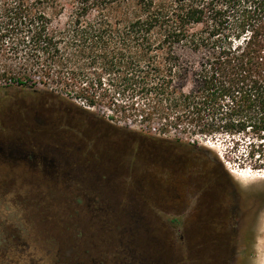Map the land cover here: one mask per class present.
Here are the masks:
<instances>
[{"label": "rangeland", "instance_id": "374dc122", "mask_svg": "<svg viewBox=\"0 0 264 264\" xmlns=\"http://www.w3.org/2000/svg\"><path fill=\"white\" fill-rule=\"evenodd\" d=\"M30 79L0 81V140L47 156L0 154V264H76L81 248L101 264H210L208 238L231 235L234 262L215 248L212 264H264V171L257 154L240 164L247 139L161 133Z\"/></svg>", "mask_w": 264, "mask_h": 264}, {"label": "trees", "instance_id": "16d2710c", "mask_svg": "<svg viewBox=\"0 0 264 264\" xmlns=\"http://www.w3.org/2000/svg\"><path fill=\"white\" fill-rule=\"evenodd\" d=\"M33 77L111 119L247 139L264 171V0H0V81Z\"/></svg>", "mask_w": 264, "mask_h": 264}, {"label": "flooded vegetation", "instance_id": "af4514ba", "mask_svg": "<svg viewBox=\"0 0 264 264\" xmlns=\"http://www.w3.org/2000/svg\"><path fill=\"white\" fill-rule=\"evenodd\" d=\"M0 145H5L8 150L4 151V150H1L0 149V152H1V155L3 157H6L8 158L9 160L11 161H15V159L19 158L20 155L21 157L23 158H26V157H32V158H36V157H42V158H45L47 157L46 154H43V153H40V152H33L31 151L30 149L26 150V151H19L18 149H16V147L18 148V146L13 143V142H10V141H2L0 140ZM83 147V145H81V143L79 145L76 146V148H81ZM10 148V149H9ZM51 152H54L56 155H58L57 152L55 151H52V150H49ZM6 152V153H5ZM55 156V155H54ZM50 166H52L53 170H55V172H58V168L55 167L54 164H51L49 163ZM60 170V168H59ZM80 170H78L77 168H70L69 170L68 169H65V170H60V172H65V173H68V172H79ZM235 226V225H233ZM208 250H209V254H210V259H209V262L210 264H212L213 260H211V254L214 252V249L217 248V250H219L222 254L224 253V256L222 257V259H225L227 260V262H231L233 263L234 260H235V256L237 255V252L239 250H241V248L235 243V238L234 236H230L229 238H226L225 236H220L219 237V240H220V246H214V240H213V236H210L208 238ZM225 255H226V258H225ZM214 263H215V260H214Z\"/></svg>", "mask_w": 264, "mask_h": 264}]
</instances>
